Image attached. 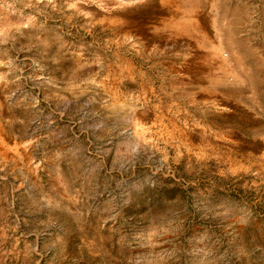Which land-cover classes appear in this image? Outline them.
I'll list each match as a JSON object with an SVG mask.
<instances>
[{
    "label": "rangeland",
    "instance_id": "374dc122",
    "mask_svg": "<svg viewBox=\"0 0 264 264\" xmlns=\"http://www.w3.org/2000/svg\"><path fill=\"white\" fill-rule=\"evenodd\" d=\"M0 264H264V0H0Z\"/></svg>",
    "mask_w": 264,
    "mask_h": 264
},
{
    "label": "bare ground",
    "instance_id": "6f19581e",
    "mask_svg": "<svg viewBox=\"0 0 264 264\" xmlns=\"http://www.w3.org/2000/svg\"><path fill=\"white\" fill-rule=\"evenodd\" d=\"M218 49V48H217Z\"/></svg>",
    "mask_w": 264,
    "mask_h": 264
}]
</instances>
